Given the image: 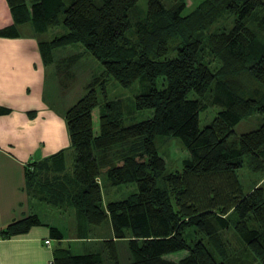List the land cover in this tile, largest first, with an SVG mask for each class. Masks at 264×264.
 Wrapping results in <instances>:
<instances>
[{
  "label": "trees",
  "instance_id": "trees-1",
  "mask_svg": "<svg viewBox=\"0 0 264 264\" xmlns=\"http://www.w3.org/2000/svg\"><path fill=\"white\" fill-rule=\"evenodd\" d=\"M138 1L7 0L13 21L0 27V36H19V25L26 23L35 33L62 25L65 31L50 39L36 34L46 64L54 62L55 48L81 42L104 66L64 111L68 153L27 164L31 197L71 206L91 226L109 219L113 234L103 243L112 264H232L222 230L234 214V227L264 264V181L245 190L238 173L247 153L258 158L255 168L264 164V120L230 139L244 116L264 113V97L249 94L242 79L248 74L264 86V39L256 29L264 34V0H202L187 14L188 0L170 6L147 0L143 14L134 16ZM226 16L233 21L228 29L210 30ZM107 76L124 86L140 79L144 88L135 106L153 108V114L123 123L122 100L107 98ZM211 105L221 109L201 126L200 113ZM9 110L0 106V113ZM157 134L178 137L189 151L181 168L163 175L165 186L158 181L166 161L155 144ZM69 152L72 172L66 171ZM103 171L109 183L135 181L138 190L105 201ZM33 225H46L58 240L65 237L37 213L12 221L0 237ZM121 238L128 239L132 253L127 262L119 258ZM182 249L188 252L177 261L166 256ZM54 263L105 264L101 251L73 252L64 243L55 247Z\"/></svg>",
  "mask_w": 264,
  "mask_h": 264
},
{
  "label": "crops",
  "instance_id": "crops-1",
  "mask_svg": "<svg viewBox=\"0 0 264 264\" xmlns=\"http://www.w3.org/2000/svg\"><path fill=\"white\" fill-rule=\"evenodd\" d=\"M12 21L7 0H0V27ZM21 28L19 25L22 31ZM28 28L19 36H0V106L10 108L0 113V230L14 220L37 213L43 222L58 226L65 237H52L46 225H33L26 232L0 237V264H55L57 245L69 236L81 242L83 249L94 228L78 218L75 209L65 206L63 209L71 211L69 227L61 219L45 220L31 202L27 164L47 160L61 150L68 153L71 146L64 116L66 107L48 96L47 75L51 67L44 62L38 37L30 25ZM104 178L101 180L105 182ZM46 239H50L49 244Z\"/></svg>",
  "mask_w": 264,
  "mask_h": 264
},
{
  "label": "rangeland",
  "instance_id": "rangeland-1",
  "mask_svg": "<svg viewBox=\"0 0 264 264\" xmlns=\"http://www.w3.org/2000/svg\"><path fill=\"white\" fill-rule=\"evenodd\" d=\"M162 1L167 6H170L175 2L174 0ZM201 1L202 0H188V5L184 9L183 13L187 14L191 12ZM65 2L68 4L70 0H65ZM137 7L138 11L134 13V16L137 14H143L147 8V0H139ZM256 21V17L251 19V24L255 27ZM232 22L231 16L222 17L210 28V30H220L219 28L223 26L228 29L232 25ZM29 25L30 23L22 24L21 29L23 34L27 31ZM31 29L33 31L32 27ZM65 29L66 28L64 26L58 25L49 28L43 33L33 32L35 35L38 34L40 38L50 39L53 36L64 32ZM256 29L258 36L264 39V34L257 27ZM175 53L176 51L171 50L169 55L173 56ZM54 56V62L50 66L51 70H49L47 75V87H50L53 91L49 88L50 92L48 96H53L55 102L64 104L65 107H68L86 92L89 81H91L95 76L100 75L104 71V66L101 60L89 52L81 42H75L55 48ZM243 76L244 77H242V79L246 82L249 94L255 95L256 97H264V86L261 85L255 78L249 77L248 74ZM158 85L162 86V80H159ZM143 88L144 85L140 79L136 80L129 86H124L114 77L107 76V98L122 100L123 123L129 124L145 119L153 114V108H137L135 106V96L137 93L141 92ZM97 89L101 100H103L104 96L101 88L97 86ZM220 109L221 106L219 105H211L208 109L201 111V126L208 123ZM263 120L264 113L260 111H254L251 114L244 116L234 126L235 133L231 135L230 139L232 141L236 138L239 139V135L242 132L258 127ZM155 144L159 153L166 161L165 172L161 173L158 178L159 184L161 186H165L166 181L163 178V175L166 172L181 168L183 159L189 156V151L178 137L170 134H157L155 136ZM257 160L258 158L253 153L245 154L244 165L238 170L240 180L243 183L245 190H250L256 183L264 181V164L261 166V169L255 168ZM72 164L73 156L72 153L69 152L66 171L72 172ZM101 175L107 180V182H105L106 184L103 186V196L105 201L122 199L138 190V185L135 181L121 184H111L109 183L107 173L105 171H103ZM31 202L32 204L38 206L43 219L49 220L50 222H57L61 219L64 222L69 223L67 225L69 227L72 220L70 217L71 211L69 212L68 210L63 209L62 206H65L64 203L57 205L47 201H40L35 196L31 197ZM68 208L73 209L71 206ZM235 219L236 215L234 214L232 215V220L229 226L222 230L223 237L227 241V245L229 247V253L233 255L232 264H261L234 227ZM93 227L94 228L89 231V234L92 236L91 239L89 241H84L85 248L81 249V242H76L74 238L69 236L64 244L70 245L73 252H85L89 250L101 251L105 264H112L113 260L109 257L108 250L103 243L104 238H109L113 234L111 221L107 219L101 225H93ZM116 243L120 261H129L132 258V253L129 248L128 239L121 238L118 239ZM187 252L188 251L186 249H182L167 253L166 256L177 261L181 257L185 256ZM217 259H220L219 256H217Z\"/></svg>",
  "mask_w": 264,
  "mask_h": 264
},
{
  "label": "built area",
  "instance_id": "built-area-1",
  "mask_svg": "<svg viewBox=\"0 0 264 264\" xmlns=\"http://www.w3.org/2000/svg\"><path fill=\"white\" fill-rule=\"evenodd\" d=\"M45 242H46L47 244H49V243H50V239H46Z\"/></svg>",
  "mask_w": 264,
  "mask_h": 264
}]
</instances>
